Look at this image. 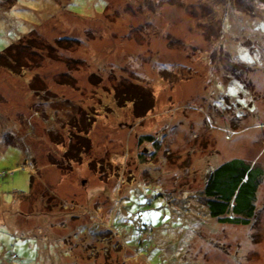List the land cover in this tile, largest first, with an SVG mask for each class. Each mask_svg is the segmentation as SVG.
<instances>
[{"label": "rangeland", "instance_id": "1", "mask_svg": "<svg viewBox=\"0 0 264 264\" xmlns=\"http://www.w3.org/2000/svg\"><path fill=\"white\" fill-rule=\"evenodd\" d=\"M183 1L0 0V53L26 70L0 66V264H264V180L248 227L203 222L193 199L221 162L245 155L264 167V18L245 11L252 0H229L240 13L219 12L221 32L210 6L224 0ZM118 78L153 94L144 117L116 104ZM66 148L81 160L66 161ZM150 182L190 211H140L168 230L140 258L120 246L132 237L115 243L112 221L96 217Z\"/></svg>", "mask_w": 264, "mask_h": 264}, {"label": "trees", "instance_id": "2", "mask_svg": "<svg viewBox=\"0 0 264 264\" xmlns=\"http://www.w3.org/2000/svg\"><path fill=\"white\" fill-rule=\"evenodd\" d=\"M174 1H179V0H174ZM180 1L181 3L179 5V8L187 7V4L184 3L183 0ZM251 3L252 6L250 8H247L245 11L249 14L255 9H259L260 13H262V16L260 17L255 16L256 18L255 20L259 21L261 18H264V0H252ZM199 5L200 4L198 3V5H196V8L200 7ZM210 8L212 9L211 10L212 15L210 17V24L212 26V29H214L217 26L215 29H219L221 32H223L222 31L223 25L220 26L221 18H219V12L221 14L225 13L223 20L225 18L227 21H228V12L240 13V10L238 9L235 10V8L234 9L229 8V0H227V5H226V1L224 0L223 3H216L214 5H211ZM174 13L177 14L176 11ZM24 43L25 42L20 44L21 48L24 45ZM54 47L56 46L53 45V48ZM7 48L8 47H6V49L0 53V66L4 70L9 71V73H11L12 75L18 76L20 74H23L24 71H26L25 68H23L24 67L23 65L21 67H15L10 60L6 61L3 59L4 57L8 58L7 56L9 55V53L6 54ZM233 59L236 65L241 66L242 63L246 64L245 60L241 61L237 58H233ZM257 66H261V65L256 63V65L252 66L251 68L254 69ZM18 68L21 69L18 70ZM232 71L234 73L233 75L234 79L232 80H236L244 88L250 90L248 86L249 83L247 82L248 80L245 79V77L243 78L241 76L236 77L235 74H237L238 72L235 69H232ZM261 74L263 73L261 72ZM254 75L255 74H253V72L249 74V76L252 79L254 78L253 77ZM94 76L98 77L97 75ZM128 80H125L124 78L122 79L118 78L116 79L115 82L111 83V85L109 86V88H111V90L113 91L115 102L121 108H123L128 104H133L135 115L137 117H144L145 114L154 106V99L152 97L153 94L151 92L149 94L144 90L143 91L137 90L138 86L139 89L143 86L139 83ZM232 80H229V82ZM222 81L225 82L227 80L222 79ZM222 81H220V83H223ZM217 92H219L218 89ZM226 92L230 93L232 92V90L226 88L224 93L226 94ZM241 96L244 97V95ZM223 101H225L226 103H230L231 101H233V99L230 96L225 95ZM239 105L241 104H238V106ZM246 105L247 103H245V106ZM89 122L91 123V121ZM77 126H79V124ZM73 135L76 138L78 137L76 133H74ZM147 137L149 139L151 138V136H147ZM83 138L84 137H82V139ZM84 140H85L86 150L88 151L91 148L90 137L87 136L85 137ZM155 143L157 146L158 141H156ZM70 151L72 150H68L67 148L64 150L65 153L64 157L65 159H67L66 161L71 162V161L81 160V156H82L81 154L77 156V154L71 153ZM33 179H34L33 176H31L30 179L31 188L33 186V182H32ZM263 180H264V167L261 168L258 165L257 161L256 164L252 163L251 160H248L247 156L245 155L240 157L238 156L230 160H226L216 165L215 167L211 168L209 171H207L206 179H205L206 182L203 190L200 191L197 195L193 196V199L195 201H198L201 204V206L204 207L205 213L203 212V215L210 217V220L208 219L204 220L203 218L201 220H203V222L207 221V223H209L210 221L213 222L215 221L216 223L241 225V227H248L249 225L253 224L254 221L258 219V213L260 211L259 210L260 205L257 204V198H258L259 188ZM122 201H123V208H119V210L115 212L117 213V215L113 213L114 215L107 214L106 216L107 219H104V216L96 217V218L102 222L106 220L109 222L112 221L113 225L111 227L107 225L104 226V228H106L107 231H109L111 234L114 235L112 238L114 239L115 243L116 241L120 240L119 237L120 234L122 233H125L126 237L128 235L132 237L133 238L132 240H128L127 238L126 239L124 238V242L120 246L125 247V244L128 245L129 247H127L126 250L131 252L135 251L140 258H143V256H141V252L143 253V251H146L145 249H148L147 246L151 242V240L154 241L159 240L162 237V235H160L159 232L168 235V230H165L163 227L153 228V226L148 222L141 223L139 221L140 219L138 220V215H140L138 213L140 211L142 213L145 210L146 211L159 210V209L163 210L167 207H170L171 213L173 214V210H174V212H176L177 214L176 215L177 217L173 216L174 218H184L186 216L182 215L183 212L187 213L190 211V209L186 204L187 203L186 201H184L183 202L184 204L181 205V202H178L179 200L177 201L173 197V195L163 193L161 191L160 185L154 184L152 182H150V184L146 186L144 185L141 191H139L138 189H132L129 195L125 196ZM178 210H180V212ZM191 225H195V223H192ZM104 228H99L98 231ZM141 229H143V232H141L142 231ZM177 230L180 229L175 228L173 230V233L170 235L171 238L170 243L175 242L173 237L179 234ZM189 237L190 236L185 235L183 240H187V239L191 240V237L190 238ZM147 242L148 244H145ZM189 243L190 244L188 246L192 244V241ZM126 250H124L123 251L124 253H122L124 256H126L125 254L127 252Z\"/></svg>", "mask_w": 264, "mask_h": 264}]
</instances>
